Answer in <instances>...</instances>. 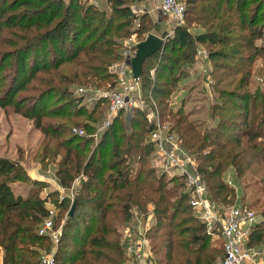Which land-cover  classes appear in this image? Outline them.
<instances>
[{
  "label": "trees",
  "instance_id": "16d2710c",
  "mask_svg": "<svg viewBox=\"0 0 264 264\" xmlns=\"http://www.w3.org/2000/svg\"><path fill=\"white\" fill-rule=\"evenodd\" d=\"M91 1L0 0V107H12L33 120L48 140L38 158L55 163L59 186L70 188L78 176L86 178L73 201L60 199L56 188L46 197L34 189L16 195L12 183L28 177L18 162L0 158L1 264L39 263L49 241L37 230L48 215V198L56 195L50 202L56 225L72 203L75 207L62 225L55 264H125L120 232L137 224L133 211L142 221L153 215L146 236L153 241L157 264L220 261L222 238L210 247L212 237L188 204L183 179L167 178L153 165V126L145 110L123 111L97 142L89 136L108 103H88L75 94V86L114 85L108 67L120 57L123 40L133 32L143 39L148 32V15L132 11L135 0H106V8ZM183 1V25L175 26L162 49L143 62L141 96L149 105L155 103L160 120L195 157L209 199L221 206L239 201L254 210L257 222L247 245L264 248V203L255 211L259 200L246 202L223 178L227 172L237 178L247 172L257 178L256 193H264V90L248 88L254 61L261 59L264 68V46L258 43L264 32V0ZM189 26L201 32L192 36ZM197 44L206 48L220 100L210 110L213 122L204 129L189 119L193 113L185 111V100L174 108L168 104L194 63ZM224 79L229 80L218 88ZM22 91L27 94L20 95Z\"/></svg>",
  "mask_w": 264,
  "mask_h": 264
},
{
  "label": "built area",
  "instance_id": "2783aa9c",
  "mask_svg": "<svg viewBox=\"0 0 264 264\" xmlns=\"http://www.w3.org/2000/svg\"><path fill=\"white\" fill-rule=\"evenodd\" d=\"M91 2L97 4L96 0ZM185 7L183 0H159L157 10L172 21L174 28L183 25ZM132 9L135 14L140 12L139 9ZM140 41L142 40L138 39L134 32L123 40L120 57L108 67V73L116 79L114 85L108 84L105 90L85 86L75 89V94L84 97L88 103L100 99H104L108 103L105 121L102 125L97 126L96 130L89 136L97 142L100 134L123 111H130L133 108L145 110L147 122L153 126L149 131V140L154 147L152 152L153 165L167 178L181 177L183 179L185 192L188 194V204L195 216L204 224L206 233L211 237L222 238L223 258L219 264H264V248L247 245L251 229L257 222L254 210L239 201L226 206L211 201L207 187L198 171L195 157L183 148L180 140L170 131V126L160 120L155 103L152 101L149 105L142 98L140 77H134L130 64L136 52V45ZM195 56L205 73V82L207 83L205 84L208 85L209 79L206 74L208 72L206 70L208 54L206 49L203 46L196 47ZM168 104L173 108L172 98ZM72 131L82 136L86 135V131L82 128H73ZM82 179L85 180L86 178L83 175L75 178L70 188H63L56 184L55 188L59 191L60 199L68 197L73 201ZM225 182L237 190L232 179L228 178ZM133 213L137 224L127 225L120 232V246L126 257L125 264H155L151 254V242L146 236L152 214H149L142 221L135 211ZM67 218L68 213H65L60 224L56 225V210L53 206L49 208L47 217L37 230L38 235L48 239L49 248L40 252L38 264H55L62 225Z\"/></svg>",
  "mask_w": 264,
  "mask_h": 264
},
{
  "label": "rangeland",
  "instance_id": "374dc122",
  "mask_svg": "<svg viewBox=\"0 0 264 264\" xmlns=\"http://www.w3.org/2000/svg\"><path fill=\"white\" fill-rule=\"evenodd\" d=\"M96 2L101 8H106V0H102V2L101 0H96ZM130 5L132 8L138 9L141 5L140 0H135L131 2ZM138 15H141V13L138 12ZM145 15H148L145 20V26L147 27L148 32L145 34L144 38L147 34L153 33L157 36H160L164 42L165 39H169L173 36L172 21L168 17L161 15L156 8L153 11L154 16H150V14ZM159 21L161 24H159ZM188 30L192 36L201 32V29L195 26H189ZM258 43L264 46V32L262 38L258 40ZM196 46L203 45L197 44ZM162 47L160 49H162ZM1 48L4 49L5 47L2 46ZM193 58L194 63L187 68V77L180 82L175 92H173L174 97L172 98V101H176L178 104H181L182 99L185 100L183 103L185 111L194 113L189 117V119L194 121L200 129H204L213 122L214 117L212 116L211 118L210 110L220 101L218 99L215 86H213L217 80L215 78L213 79V77L209 75L210 66H207L206 70H208V72L206 74L208 75L209 81L208 85H206L207 83L205 84L204 81L206 79L204 76L205 73L202 71L199 61L197 62L195 54ZM263 74L264 68H262V60L257 59L253 63L252 73L249 79L248 88L251 89V91L256 89H260V91L264 90V84L262 83V80L264 79ZM233 77L234 76H232V78ZM224 80V82L218 84V88L225 86L224 83L228 82L227 79ZM107 81H109V79ZM216 83H218V81ZM107 85L108 84L104 81L99 87L91 86V88L105 90ZM77 87H80V85L75 86V88ZM232 87L233 86L229 88ZM26 94L27 92L22 91L20 95ZM178 104H173V108L177 107ZM125 113L121 115V120L124 118ZM105 119L106 112L104 113L103 118L100 120L101 122L98 124L102 125ZM79 120L83 121L85 120V117H80ZM47 141L48 140H43V134L35 127L33 120L14 112L12 107H0V158L18 162L22 167L24 174L28 177V179L25 181H16L12 183L11 187L16 195L26 196L34 189V191H37L38 195L46 197L50 191L55 189L57 184L54 177L56 168L55 163L49 159L44 160L43 163H41L38 158L42 145H44V143ZM53 143L54 142L51 143V146L54 145ZM56 161L57 160H55V162ZM247 174L249 173L246 172L242 178H237L232 172H227L223 175V178L224 180L228 179V177L232 179V182L237 186L238 196H244L246 202L249 203L251 201L259 200L255 207V211H258L261 203H264V193H256V188L258 185L255 183V181L257 178L250 177L251 175L249 176ZM35 182H38V184ZM54 197H57V195L50 196L48 198L47 207H51L50 202ZM146 207L148 211L152 210V205L150 203H148ZM149 214L152 213H148V215ZM151 222L153 223V215L150 224ZM217 239V237H212V240L210 241V247H217L219 241ZM150 242L151 254L154 255L152 249L153 241L150 239ZM1 259L2 252L0 251V261ZM155 264H157L156 261ZM213 264H219V258H217Z\"/></svg>",
  "mask_w": 264,
  "mask_h": 264
},
{
  "label": "water",
  "instance_id": "95a60500",
  "mask_svg": "<svg viewBox=\"0 0 264 264\" xmlns=\"http://www.w3.org/2000/svg\"><path fill=\"white\" fill-rule=\"evenodd\" d=\"M163 45V39L153 33H149L142 41L136 45V52L131 59V70L134 77H139L144 60L158 51ZM74 203L69 208L68 215L72 216Z\"/></svg>",
  "mask_w": 264,
  "mask_h": 264
},
{
  "label": "crops",
  "instance_id": "0c3cea01",
  "mask_svg": "<svg viewBox=\"0 0 264 264\" xmlns=\"http://www.w3.org/2000/svg\"><path fill=\"white\" fill-rule=\"evenodd\" d=\"M102 2V0H101ZM158 3H159V0H140V7L138 8L141 12V14H150V16L153 15V11L154 9L158 7ZM107 6V5H106ZM154 16V15H153ZM159 24H161V22L159 21ZM198 47V46H196ZM206 66H210V63H209V60H208V63L206 64ZM206 80V79H205ZM206 83V82H205ZM174 95L171 96V98H173ZM175 97H176V94H175ZM170 98V99H171ZM169 99V100H170ZM183 100V99H182ZM174 104H178L176 101H172ZM182 102V101H181ZM179 105V104H178ZM194 114V113H193ZM191 114V115H193Z\"/></svg>",
  "mask_w": 264,
  "mask_h": 264
}]
</instances>
